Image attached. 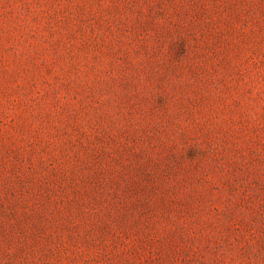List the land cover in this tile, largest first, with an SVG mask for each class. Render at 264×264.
Instances as JSON below:
<instances>
[{"label":"rangeland","instance_id":"rangeland-1","mask_svg":"<svg viewBox=\"0 0 264 264\" xmlns=\"http://www.w3.org/2000/svg\"><path fill=\"white\" fill-rule=\"evenodd\" d=\"M0 264H264V0H0Z\"/></svg>","mask_w":264,"mask_h":264}]
</instances>
